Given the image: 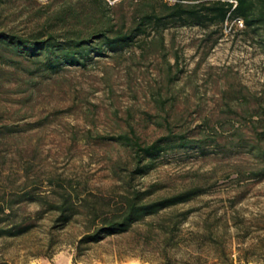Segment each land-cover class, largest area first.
I'll return each mask as SVG.
<instances>
[{
    "label": "rangeland",
    "instance_id": "374dc122",
    "mask_svg": "<svg viewBox=\"0 0 264 264\" xmlns=\"http://www.w3.org/2000/svg\"><path fill=\"white\" fill-rule=\"evenodd\" d=\"M241 29L233 21L215 32L195 26L165 29L167 59L173 63V53L178 58L173 71L179 72L173 82L165 77L161 56L131 54L118 59L100 57L87 68L70 67L48 79L37 77L33 86L3 82L0 113L7 121L20 118V125L27 124L24 131L0 143V188L36 183L43 187L48 175H61L91 190H107L116 183L113 167L120 172L119 168L132 165L124 148L98 135L126 129L127 121L147 142L166 132L167 121L174 131L181 126L194 129L190 135L203 123L222 128L227 131L219 140L224 141L235 126L245 124L237 104L228 98L229 91L264 95V51ZM158 93L166 100L163 110L155 101ZM160 115L166 117L163 125L156 123ZM206 151L164 153L154 168L135 181L142 186L158 183L157 194L195 183L209 187L177 206L193 211L178 226L174 246L167 245L165 235L154 227L157 223L170 226L168 214L162 212L146 218L154 225L140 222L89 244L73 263L80 221L65 226L58 242L47 247L53 217L48 213L26 235L0 241V253L10 264H214L216 243L209 241L211 233L234 264L239 263L238 249L245 247L253 248L246 254L249 262L239 264H264L259 246V237L264 235V178L234 180L235 163L243 167L254 163L247 153L211 146ZM35 208V204L23 205L21 211ZM48 253L49 257L43 255Z\"/></svg>",
    "mask_w": 264,
    "mask_h": 264
},
{
    "label": "trees",
    "instance_id": "16d2710c",
    "mask_svg": "<svg viewBox=\"0 0 264 264\" xmlns=\"http://www.w3.org/2000/svg\"><path fill=\"white\" fill-rule=\"evenodd\" d=\"M124 5L127 9H123ZM234 19H241V30L264 51V0H0V88L3 82L12 80L33 86L37 77L48 79L70 67L87 68L100 57L118 59L126 54L137 58L161 56L165 77L173 82L179 72L173 71L178 58L173 53L174 62L167 59L164 30L170 26H195L214 28L215 32ZM228 98L237 104L245 124L232 127L224 141L219 140L227 131L222 128L203 123L190 135L194 129L181 126L174 131L169 121L164 123L166 132L150 142L142 140L129 121L126 129L98 135L108 144L124 148L132 165L119 168L120 172L113 167L116 183L105 191L88 189L80 181L61 175H48L43 187L36 183L0 188V241L3 244L26 235L46 214L52 213L46 246L53 247L58 233L79 220L81 232L73 241L75 263L76 256L89 244L126 232L140 222L154 225L146 218L166 212L170 226L157 223L154 227L165 235L167 245L174 246L172 240L178 226L193 211L177 206L206 193L209 187L195 183L173 193L157 194L161 188L158 183H136L137 178L154 168L162 154L189 149L206 154L210 146L241 151L249 154L254 163L248 167L235 163L234 180L264 178V95L235 90L229 91ZM155 101L163 110L166 100L160 93ZM159 117L156 123L163 125L166 117ZM6 119L0 113V143L26 129L27 123L20 125V118ZM28 204H35L36 208L21 211ZM208 239L216 243L214 264H234L216 237L210 233ZM259 246L264 256V235L259 237ZM250 249L253 248H239L236 260L249 262L246 254ZM0 264H10L2 253Z\"/></svg>",
    "mask_w": 264,
    "mask_h": 264
},
{
    "label": "built area",
    "instance_id": "2783aa9c",
    "mask_svg": "<svg viewBox=\"0 0 264 264\" xmlns=\"http://www.w3.org/2000/svg\"><path fill=\"white\" fill-rule=\"evenodd\" d=\"M233 22H235L237 25L242 26L241 19H234Z\"/></svg>",
    "mask_w": 264,
    "mask_h": 264
},
{
    "label": "crops",
    "instance_id": "0c3cea01",
    "mask_svg": "<svg viewBox=\"0 0 264 264\" xmlns=\"http://www.w3.org/2000/svg\"><path fill=\"white\" fill-rule=\"evenodd\" d=\"M67 264V263H66ZM140 264V263H139Z\"/></svg>",
    "mask_w": 264,
    "mask_h": 264
}]
</instances>
